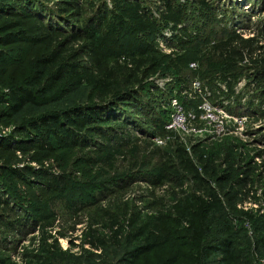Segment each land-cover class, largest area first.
Instances as JSON below:
<instances>
[{
	"label": "rangeland",
	"instance_id": "rangeland-1",
	"mask_svg": "<svg viewBox=\"0 0 264 264\" xmlns=\"http://www.w3.org/2000/svg\"><path fill=\"white\" fill-rule=\"evenodd\" d=\"M136 1L155 52L89 70L86 30L114 0H0V264H264V0ZM53 55L85 83L32 85ZM15 85L35 103L12 115ZM54 117L69 144L40 130Z\"/></svg>",
	"mask_w": 264,
	"mask_h": 264
},
{
	"label": "trees",
	"instance_id": "trees-1",
	"mask_svg": "<svg viewBox=\"0 0 264 264\" xmlns=\"http://www.w3.org/2000/svg\"><path fill=\"white\" fill-rule=\"evenodd\" d=\"M114 3L115 9L113 11L108 12L107 15L100 16L98 22L91 25L86 30L85 36L88 42V54L90 55L92 63L91 67L88 66L89 70L92 69L93 65L101 68V64L105 58L117 60L118 62L121 59L134 58L137 59V63H141L142 61H145L144 58L148 54L155 52L154 42L159 31V25L154 16L147 11L141 2L136 0H114ZM202 3H204L208 9V4L205 1ZM23 13L27 17L32 15L27 10H23ZM163 15L167 21L178 25L182 22L183 10L180 7L174 8L168 6L167 11L163 13ZM49 36H51V34H48L45 38ZM238 36L239 35H236L231 41L216 47L215 52L219 53L223 60H226L234 51L232 43L239 42L240 38ZM20 39L23 40L18 33H9L6 36L5 41L15 42ZM165 57L166 60L161 59L158 66L164 73H168L173 68L170 66L169 59H167L169 56ZM152 59L155 58L153 57ZM58 61L59 59L56 56L54 57V55L48 61H36V65L39 68L35 70L34 75L32 76V85H39L42 84V82L43 84H54L55 77L61 74L62 80L72 84L73 89H78L85 83L86 79L80 72H78L79 69L74 68L72 63L63 62L61 66H58ZM4 63L5 57L0 53V66H3ZM69 65H71V67H68ZM56 66L59 68V71L57 75H53L52 69ZM85 67L86 66L79 68L85 69ZM224 76L228 77L229 75L224 73ZM88 82L93 85H97V83L105 85V82H102L101 78H99V80L94 78ZM33 97V94L25 89H21L20 86H13V92L11 95L13 102L10 105L11 107L9 106V112L12 115H17L27 104L35 103ZM86 121V118L80 117L70 120L69 122L76 125L77 128V126H85ZM40 128V130L43 129L46 132L54 133L61 143L69 144L68 140L72 136L70 127L67 126L65 128L59 118L54 117L48 120H43ZM106 153L108 156L111 155L109 150L106 151ZM7 176L12 177L10 172L7 173ZM49 185L55 188H67L63 185V181L58 178H52ZM212 197L215 203L218 202V198L214 194H212ZM220 250L227 256L229 255L232 260L239 262L241 258L240 252L232 250L231 247H222Z\"/></svg>",
	"mask_w": 264,
	"mask_h": 264
}]
</instances>
